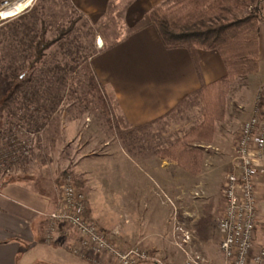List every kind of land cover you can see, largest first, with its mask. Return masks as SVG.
Instances as JSON below:
<instances>
[{"label": "rangeland", "instance_id": "1", "mask_svg": "<svg viewBox=\"0 0 264 264\" xmlns=\"http://www.w3.org/2000/svg\"><path fill=\"white\" fill-rule=\"evenodd\" d=\"M126 7L125 1L112 3L104 13H101V19H94L80 13L69 0H36L27 17L16 16L11 21L0 23V150L2 144L10 142L11 145L8 143L4 148L9 155L8 162L12 160V167L9 170L0 168V180L4 178L2 173L12 175L19 170L16 169L18 166L25 163V169L35 173L44 167L46 171L51 168L52 173V168L55 169L59 163L63 169L56 184L58 192L60 180L70 174L76 186L88 194V187L80 185V178L72 167L76 162L84 160L85 156L101 155L100 159L95 157L89 159L91 161H88V168L94 174L95 171H101L103 207L105 209L115 207L124 211L122 201L124 197L118 198L111 193V189L129 190L131 175L146 178L147 182L152 184L154 196L160 202L169 204L172 209L169 219L171 239L166 240L169 245L157 246L153 251L140 246L150 253L158 254L166 264H171L167 259L168 252L175 261L184 262L187 254L176 244L180 235L175 233L176 221L173 223L175 216L172 214L174 207L165 201L164 193L170 190L167 191L162 186V181L157 180L154 176L156 171H153L152 167L162 173L168 169V166L163 164V159L169 158L167 160L169 162L177 161L174 155L164 157V152L166 149L172 150L171 145L174 142H187L190 128L198 125L203 118L205 111L203 99L188 100L135 135L126 132L121 135L110 126L97 99L88 94L85 61L90 63L98 51L124 37L147 12L141 19L129 21L125 17ZM42 31L45 32L47 39H54L62 32L65 34L45 51L43 60L36 67L30 68L34 44ZM100 39L103 42L101 47L98 46ZM244 83L246 82L243 80L232 82L226 98L224 119L216 124L218 144L225 149L206 151V148H203V161L199 172L203 167H207L203 165L206 155L209 159L207 160L209 171H212L214 166L211 181L216 183L233 170V166L228 170V162H222L224 158L219 162L216 158L235 154L232 146L236 147L242 123L248 119L243 117L244 106L238 101ZM262 90L264 94V88H261L255 97L250 117L255 112L257 98ZM23 145L25 149L29 147L28 153L18 149ZM189 145L194 146V143ZM173 152L176 153L175 150ZM210 156L212 159L217 157L212 161ZM146 159L152 167L146 163ZM95 160H101V163L98 165L93 163ZM37 164L38 169L33 168ZM176 166L173 165L171 171H175L178 168ZM181 172L188 176L182 170ZM196 174H193V177L188 176L189 178L183 182L185 199L178 197L174 199L169 192L167 193L175 202L178 220H182L183 227L188 228L193 234L192 240L185 245V250L207 257L206 249L210 248L207 251L210 252L211 248H214L212 253L219 261L217 263L213 261V264H227L220 248L215 246L220 243L217 218L225 207L223 188L221 194L215 188L218 184L213 187L210 185L208 188L205 184L206 178L203 175L195 176ZM172 183L177 185L176 181L170 182V185ZM197 185H201L203 189L198 191L197 195L201 198L191 193L194 189H199ZM175 188L177 190V186L172 187ZM209 208L212 211L211 216L208 215ZM187 210L190 213L185 215L184 212ZM193 217L198 218L194 224ZM184 219L188 225L183 222ZM118 221L126 224L123 212ZM112 236L114 237L113 234ZM260 237L262 238V234H259Z\"/></svg>", "mask_w": 264, "mask_h": 264}, {"label": "crops", "instance_id": "2", "mask_svg": "<svg viewBox=\"0 0 264 264\" xmlns=\"http://www.w3.org/2000/svg\"><path fill=\"white\" fill-rule=\"evenodd\" d=\"M69 1L80 13L94 19H101V13H104L112 3L125 1L126 19L137 21L162 0ZM261 8L259 71L234 80V83L239 80L246 82L242 86L243 92H240L238 96V101L244 106V118L250 117L254 109L255 97L258 91L264 88V0H262ZM90 65L104 89L115 94L125 121L136 126L167 115L183 99L199 90L203 83L211 84L227 74L223 59L217 50H199L195 60L186 48H166L154 26L145 27L133 34L127 33L118 41L98 51L92 57ZM217 132L216 129L212 143L204 145L206 151L225 149L218 144ZM234 148L235 146H232L235 152ZM233 154L226 157L216 156L217 158L213 157V159L216 158L219 162L224 158L222 162H228L229 170L231 166L234 168L235 154L234 158ZM85 157L84 160L76 162L72 169L80 178V185L88 187L87 216L101 228L112 233L114 238L124 246L140 244L153 251L157 246L169 245L166 240L171 239L169 219L172 209L169 204L160 202L154 196L151 182H147V179L141 176L138 178L131 175L129 190L111 189V193L118 198L124 197L122 200L125 206L124 211L115 207L105 209L101 204V171H95L94 174L88 168V161H91L89 159L94 157L100 159L101 155ZM210 157L211 160L212 156ZM168 159H163V164L167 165L169 170L162 173L152 167L147 159L145 161L153 171H156L154 176L158 181H162V186L167 191L170 190L168 191L170 196L174 199L175 197L185 199L186 191L183 182L189 178L188 176L194 175L184 170L178 161L169 162ZM207 160L209 159L205 155L203 165L207 167H203L195 176L203 175L208 188L210 185L213 187L218 184L215 188L221 194L228 173L219 183L211 181L214 166L211 165L212 171H209ZM93 163L98 165L101 160H95ZM25 164L18 166L16 169L19 170L12 175L2 173L4 178L0 180V264H91L73 253L72 246L77 241L74 234L59 237L52 242L44 239V230L47 226L46 214L57 207L59 192L56 184L63 168H60L57 163L56 168H52V173L51 168L46 171L45 167L35 173L25 169ZM38 165L33 168L38 169ZM173 165L178 167L175 171H171ZM3 166L0 165V168ZM181 170L188 176H184ZM146 177L148 178L147 175ZM172 181H176L177 185L174 183L170 185ZM173 186H177V190L172 189ZM197 186L199 189H194L191 193L201 198L195 193L203 189L201 185ZM257 190L259 221L256 241L257 244L264 245L262 243L264 242V176L258 177ZM122 212L126 218V224L118 221ZM211 212L209 208V216ZM184 213L187 215L190 212L187 210ZM197 219L193 217L192 223H196ZM183 222L189 224L185 219ZM259 234H262V238H259ZM215 246L219 249V242ZM213 249L211 248L210 252L206 251L205 258L210 264H213V261L216 263L219 261V258L212 253ZM167 259L171 264H185L186 261V259L184 262L175 261L169 252Z\"/></svg>", "mask_w": 264, "mask_h": 264}, {"label": "trees", "instance_id": "3", "mask_svg": "<svg viewBox=\"0 0 264 264\" xmlns=\"http://www.w3.org/2000/svg\"><path fill=\"white\" fill-rule=\"evenodd\" d=\"M162 4L149 9L143 18L130 28L133 34L145 27L154 26L166 48H186L196 60L199 50H217L225 64L227 74L201 88L174 109L192 98H202L205 104L203 118L190 128L187 142H174L164 157L174 155L187 172L196 174L203 161L204 145L213 141L216 124L224 119L226 98L232 82L259 71V26L262 0H162ZM28 10L18 15L27 17ZM8 19L5 22L11 21ZM65 32L47 39L42 31L34 44L30 68L44 58L45 51L56 44ZM88 94L97 99L113 130L119 134L134 135L145 130L155 120L143 125L128 124L120 110L115 94L101 85L90 63L85 61ZM171 110V111H173ZM170 111V112H171ZM124 136V135H123ZM194 143V146L189 144ZM170 147V148H171ZM173 150L176 151L173 152Z\"/></svg>", "mask_w": 264, "mask_h": 264}, {"label": "built area", "instance_id": "4", "mask_svg": "<svg viewBox=\"0 0 264 264\" xmlns=\"http://www.w3.org/2000/svg\"><path fill=\"white\" fill-rule=\"evenodd\" d=\"M25 1L0 0V23L28 10L36 0H30L24 8L17 10ZM7 144H2L0 165L9 170L12 160L8 162L9 155L4 148ZM18 149L28 153L29 147L25 149L23 145ZM260 176H264L263 90L257 98L254 114L242 123L235 147L234 168L223 184L225 207L217 218V230L220 235V252L227 264H264V245L256 241L259 221L257 179ZM59 185L57 207L46 214L48 226L44 232L45 241L52 242L59 237L74 234L77 241L72 246L73 253L92 264H166L158 254L150 253L140 244L129 247L120 244L109 231L90 219L86 214L87 194L76 186L70 174L60 180ZM198 194L196 192V196ZM164 195L165 201L174 207L172 214L175 216L173 223L176 221L175 233L180 235L176 244L187 254L185 264H210L199 253L185 250L193 234L178 220L175 202L167 193Z\"/></svg>", "mask_w": 264, "mask_h": 264}, {"label": "bare ground", "instance_id": "5", "mask_svg": "<svg viewBox=\"0 0 264 264\" xmlns=\"http://www.w3.org/2000/svg\"><path fill=\"white\" fill-rule=\"evenodd\" d=\"M30 0H27L25 2H23L22 4H20L17 8V10H21L22 8H24L28 3H29ZM100 44H103L102 42V39L99 40Z\"/></svg>", "mask_w": 264, "mask_h": 264}]
</instances>
